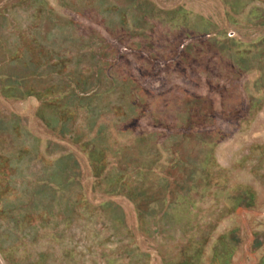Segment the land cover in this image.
<instances>
[{"label": "rangeland", "instance_id": "obj_1", "mask_svg": "<svg viewBox=\"0 0 264 264\" xmlns=\"http://www.w3.org/2000/svg\"><path fill=\"white\" fill-rule=\"evenodd\" d=\"M0 264H264V0H0Z\"/></svg>", "mask_w": 264, "mask_h": 264}]
</instances>
